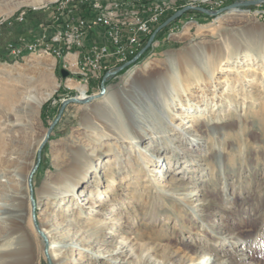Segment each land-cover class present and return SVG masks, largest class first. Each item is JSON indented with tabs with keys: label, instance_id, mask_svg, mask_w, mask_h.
<instances>
[{
	"label": "rangeland",
	"instance_id": "1",
	"mask_svg": "<svg viewBox=\"0 0 264 264\" xmlns=\"http://www.w3.org/2000/svg\"><path fill=\"white\" fill-rule=\"evenodd\" d=\"M59 1L65 0H0V47L54 26L50 17ZM146 1L171 4L164 22L186 6L217 10L243 0ZM233 10L184 13L136 62L116 71L130 58L112 68L116 72L107 78L102 98L68 103L49 135L63 103L80 96L79 82L61 75L59 58L39 50L0 59V148H7L6 160L0 161V205L14 191L25 196L31 214L22 230L32 243L37 237L49 244L38 230L41 214L44 220L48 216L49 226H62L60 244L73 239L62 264H122L110 259L109 250L122 236L137 234L183 250L195 246L200 258L214 264H264V2ZM56 23H63V16H56ZM75 57L70 54V65L82 71L81 57ZM87 63L89 80L81 84L93 95L102 89L101 66ZM186 78L193 80V90L211 89L208 98L191 99ZM26 79L46 99L26 113L24 124L12 127L8 118L26 106L20 101ZM136 121L142 122L135 128ZM190 124L188 135L182 128ZM214 124L224 128L212 131ZM132 130H144L145 137L131 139ZM135 139L138 146L131 143ZM75 146L99 153L93 173L75 194L63 193L53 203L38 197L53 182L56 164L64 167ZM29 168L28 187H22ZM118 169L128 177L121 180L117 174L114 185L104 182V172ZM159 191L167 196L153 199ZM94 221L103 227L101 233L87 231ZM97 234L99 243L87 242ZM6 235L0 221V247ZM33 247L36 264H54L41 243Z\"/></svg>",
	"mask_w": 264,
	"mask_h": 264
},
{
	"label": "bare ground",
	"instance_id": "2",
	"mask_svg": "<svg viewBox=\"0 0 264 264\" xmlns=\"http://www.w3.org/2000/svg\"><path fill=\"white\" fill-rule=\"evenodd\" d=\"M59 2L56 5H59ZM63 3L65 6L63 10L60 11V13H69V0L61 1L60 5H62ZM160 3H156V4H160ZM233 11H240V10L237 9ZM91 15H102L104 21H114V11L102 10V7H91ZM60 38H67V31H60ZM85 47H86L85 39H83L82 30H75L74 34L70 35V54H75L77 58L81 57L80 61H78L77 63L78 66L82 69V73L86 75V76H82V80L88 82L89 71L87 69V64H88L87 62H90L94 66L95 64L91 62L90 52L89 53L86 52L83 54V50L85 49ZM28 49L34 51L39 50L41 53L53 55L55 58H63L62 54L56 53V51L51 49V46H42L38 49L37 45H32L31 48L19 49V56H22L25 50ZM169 74H170L169 76L172 75L171 73ZM209 78L210 76L205 78L206 83L208 82ZM192 81L193 80L191 79L187 80L186 78L184 82L185 89L190 90V92H188V94H190V98L196 100L197 102L208 98L209 94H211V89L209 90L206 87H203L200 90H193L190 85ZM153 83L154 82H151V84L149 82H144V83L139 82L140 85L145 84L147 88L149 87L152 88L154 86ZM76 86L80 94V96H78L79 99H81L82 101L87 100L90 96L88 95L87 92V86L81 83L76 84ZM21 88L25 89L26 91L25 92L23 91L20 101L21 103L25 102L26 106L20 105L18 107L17 112H15L14 114L15 115L14 118L13 119H11L10 117L8 118L9 119L8 123L12 127L16 125L24 124L21 119L27 115L26 113L29 111L34 112L37 109V106H40L43 103V101L46 99V97L40 96L39 94L36 93V87L33 86V82L31 79H26L22 83ZM47 95H50V93H48ZM108 97L109 96L107 94L106 98ZM197 98L199 99L197 100ZM130 107L133 110V105H131ZM92 122L93 121L89 119V123L93 125ZM136 122L137 123L134 125L135 128L136 126H139L138 123L142 121L139 122L136 121ZM191 126L192 124L186 125L184 126V128H182V130L185 131L186 134L190 135L192 133V130L190 128ZM222 128L224 127H220V125L214 124L212 125L211 130L221 131ZM143 131H139L138 133H136L135 130H132L131 132H133L135 135L130 138L134 139V137L135 138L139 137L140 139L141 138L143 139V137H145L144 134H142ZM106 135H110V134H106ZM131 143H134V146L139 145V141H137L136 139L135 141L133 140ZM6 149L7 148L5 144L0 148L1 163H4V161L6 160V156H7V154L5 153ZM96 156H99V153L97 154L95 152L88 153L86 149L82 146L73 147L67 164L64 167L58 166L56 164L57 172L53 178V182L44 185L43 191L41 193L39 192L40 195L38 197L47 196V198L50 200V203H53L55 199H59L60 197H63L62 196L63 193L71 192L72 194H75L76 189L79 187L80 182L86 179L89 176V174L93 173L92 166L94 165ZM20 159L21 161H24L23 157H21ZM30 170L31 169L29 168V170L26 172V175L24 176V180L22 181V187L24 186L28 187V177ZM117 174L120 176L121 180H124L128 177V173L126 171H122L121 169L109 170L108 172H104L103 174L104 182L110 179L111 185H114ZM166 196L167 194L159 191L158 195L155 196L152 195V198L153 199L154 198L157 199V197L165 198ZM24 197L25 196H22L14 191L10 193L9 196L7 197V199L9 200L8 203L7 204L3 203L0 205V213L5 215V216H0V221L4 224V227L7 229V232L10 233V235L8 236L6 235L4 238L1 239L2 246L0 247V264H36L35 248L33 246L37 245V242L39 244L41 243L44 251L45 248L48 249V256L50 257V259L54 264H62L65 259V253L67 247H71L73 245V239L72 241L69 239L70 241L69 240L66 242L64 241L62 242V244H60L61 242L57 241V237H59L58 228L62 226H55V227H52L51 225L49 226L50 222L48 216L45 217L46 220H44L42 215L39 214L38 230L45 235L46 239L49 240V244L47 246L45 244V240L43 239L42 241H38L37 237H35V240L32 243V241L29 239L28 233H24V231L22 230L25 222H28L27 220L28 215L31 214V212L28 211L27 209V204ZM181 200H185V198L183 197L181 198ZM99 223H100L99 221L92 222L91 226L88 227L87 231L93 232V230H96L99 231V233H101L103 231V227L99 226L98 225ZM27 224H29V222ZM37 235L41 239L39 233ZM98 238H99V234H97L94 237H89L87 242L99 243ZM194 247L189 250H183L180 248H176L170 244H161L151 239L147 240L144 235L137 234L136 238L122 236V242L117 244L109 251L111 252L110 254L112 255L110 259L116 261L117 263H122V264H151L150 262L151 258H154L155 260L158 259L162 264H214V260L208 261L204 258H200L197 255V250H195ZM219 264H234V263L220 262Z\"/></svg>",
	"mask_w": 264,
	"mask_h": 264
},
{
	"label": "built area",
	"instance_id": "3",
	"mask_svg": "<svg viewBox=\"0 0 264 264\" xmlns=\"http://www.w3.org/2000/svg\"><path fill=\"white\" fill-rule=\"evenodd\" d=\"M60 4L51 12L52 27H44L38 32L30 31L31 36H20L5 46V56H19V49L32 45L51 46L56 53L63 55V66L69 72V81L81 83L82 71H75L70 65V35L82 30L91 54V62L105 70L112 71L118 63L127 61L139 53L150 35L171 12V4H148L144 0H69V13H60ZM91 7L114 11V21H104L102 15H91ZM56 16H63V23H56ZM20 21L25 16L19 17ZM48 22V21H47ZM60 31H67V38H60Z\"/></svg>",
	"mask_w": 264,
	"mask_h": 264
},
{
	"label": "water",
	"instance_id": "4",
	"mask_svg": "<svg viewBox=\"0 0 264 264\" xmlns=\"http://www.w3.org/2000/svg\"><path fill=\"white\" fill-rule=\"evenodd\" d=\"M261 2H264V0H243V1H239V2H235L233 4H230V5H227L225 7H222L220 9H217V10H210V9H207V8H204V7H200V6H186L182 9H180L179 11L175 12L173 15H171L168 19H166L157 29H155V31L150 35L147 43L145 44V46L139 51V53L137 55H135L133 58H131L129 61L125 62L122 66L119 67L118 70L116 71H119L121 69H123L125 66L131 64V63H134L136 62L141 56L142 54L151 47V45L153 44L154 42V39L155 37L157 36V34L163 29L165 28L168 24H170L171 22L175 21L176 19H178L179 17H181L184 13H186L187 11L189 10H199V11H202V12H205L207 14H210V15H217L219 13H221L223 10L225 9H233V8H237V9H243V7H249V6H254V5H258L260 4ZM116 71H111V72H107L103 79H102V89L100 92L98 93H95L93 95H90L89 98L87 100H84L82 101L81 99H79L78 96H75V97H71L70 99L66 100L63 105H62V108L60 110V113L58 115V118L56 119V121L53 123L52 127L49 129L48 131V135L49 133L51 132L53 126L55 125V123L58 121V119L60 118V116L62 115L63 111L65 110L66 106L68 103L70 102H77V103H84V102H89V101H92V100H95V99H99V98H102L105 94H106V81H107V78L114 74ZM61 72V75L63 77H67L69 72L65 69H61L60 70ZM47 135V136H48ZM47 136L45 137V139L47 138ZM43 145V144H42ZM41 145V146H42Z\"/></svg>",
	"mask_w": 264,
	"mask_h": 264
},
{
	"label": "trees",
	"instance_id": "5",
	"mask_svg": "<svg viewBox=\"0 0 264 264\" xmlns=\"http://www.w3.org/2000/svg\"><path fill=\"white\" fill-rule=\"evenodd\" d=\"M251 8H253V7H251ZM21 31H22V29H18L19 34ZM16 40H18V39H16ZM4 51H5V47H3V48L0 47V59H2V60L8 59V57L5 56Z\"/></svg>",
	"mask_w": 264,
	"mask_h": 264
},
{
	"label": "crops",
	"instance_id": "6",
	"mask_svg": "<svg viewBox=\"0 0 264 264\" xmlns=\"http://www.w3.org/2000/svg\"><path fill=\"white\" fill-rule=\"evenodd\" d=\"M85 45H86V47L83 50V54L86 53V52H89V45H88V43H86V39H85ZM58 61L63 63V59L62 58H59Z\"/></svg>",
	"mask_w": 264,
	"mask_h": 264
}]
</instances>
